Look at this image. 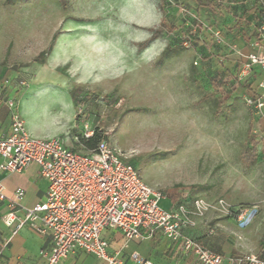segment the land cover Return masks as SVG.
Here are the masks:
<instances>
[{"label": "rangeland", "instance_id": "rangeland-1", "mask_svg": "<svg viewBox=\"0 0 264 264\" xmlns=\"http://www.w3.org/2000/svg\"><path fill=\"white\" fill-rule=\"evenodd\" d=\"M158 1L0 0V78L26 82L17 95L26 130L59 120L57 138L81 152L97 132L154 190L256 208L247 227L230 218L222 230L237 257L264 255V142L256 133L264 119L245 103L240 67L230 75L238 61H208L215 32L204 10L195 0H166L160 11ZM149 30L160 34L140 48ZM77 87L95 98L74 106L69 90ZM42 108L50 112L43 118ZM249 135L259 162L247 166Z\"/></svg>", "mask_w": 264, "mask_h": 264}, {"label": "built area", "instance_id": "built-area-1", "mask_svg": "<svg viewBox=\"0 0 264 264\" xmlns=\"http://www.w3.org/2000/svg\"><path fill=\"white\" fill-rule=\"evenodd\" d=\"M259 6L260 41L253 45L256 51L242 54L236 50L242 60L239 77L243 79L255 70L264 73V0ZM214 41L222 42L218 32L214 33ZM9 86V78H0V103L9 111L10 120L8 135L0 139V175L20 174L29 166H36L47 190L42 201L27 208L22 204L24 191L7 194L0 180V203L5 208L2 222L10 230L5 245L20 230L28 228L35 235L50 239V247L39 253L43 264H63L78 251L94 256L101 264H119L107 254L108 244L102 238L104 231L114 229L126 240L151 239L159 233L178 244L184 254H192L198 264H264V259L253 254L224 262L187 234L209 213L232 218L239 228H245L257 214L256 208H235L222 199L210 202L196 198L166 209L160 205L165 194L146 185L137 169L107 141L82 153L65 147L57 138L28 136L17 111V97H2ZM15 87L18 95L26 82L17 80ZM245 103L253 114L264 119V79L245 96ZM256 133L264 142V129ZM91 135L86 132L84 137ZM130 259L136 264H152L136 253Z\"/></svg>", "mask_w": 264, "mask_h": 264}, {"label": "crops", "instance_id": "crops-1", "mask_svg": "<svg viewBox=\"0 0 264 264\" xmlns=\"http://www.w3.org/2000/svg\"><path fill=\"white\" fill-rule=\"evenodd\" d=\"M222 1L231 6L236 4L229 0ZM240 5L244 6L246 11L253 9V7L257 11L260 8V0H244L240 2ZM250 15L252 16V13ZM256 22L257 19L253 18L252 22L243 29L241 36L235 38L233 42H226L220 37L222 39V45L230 53L227 59L234 58L241 66L242 60L237 56L236 50L242 54L256 51L253 46L256 41L252 35L253 32H256ZM230 64L233 63L231 62ZM263 79L264 73L259 70L250 73L244 79L246 85L249 86L247 95L251 94ZM15 84L16 81L10 79V86L3 92V99L17 97ZM49 113L45 108H42L38 112V114L43 115L41 118L48 116ZM23 122L25 127V121L23 120ZM57 123H60V121L55 120L48 125L34 127V129L32 128L33 130L28 128L26 130L25 128V131L31 138L53 139L57 138L64 131L63 127L56 126ZM9 127V111L0 103V139L8 135ZM56 129L59 130L56 131ZM63 145L71 150L73 149L67 146L66 143H63ZM0 180L7 194L18 189L24 191L22 204L27 208H31L37 202L42 201L47 190V183L40 177L36 166H29L20 174L0 175ZM165 196L166 199L163 202V207L166 209L177 203H191L197 198L191 196L189 193H174ZM4 213L5 208L0 203V264H43L39 253L41 250L50 247V239L41 238L28 228H23L5 245V241L10 238V230L2 222ZM226 225L230 226L228 219L217 218L216 214L209 213L203 220L197 221L196 228L189 230L187 234L209 251L221 256L224 262H226L228 259L236 258V253H238V250L232 245L231 237L222 230V227ZM102 238L108 244L107 254L110 257H114L119 264H136L130 259L132 253L138 254L142 259L152 264H198L192 254H184L180 251L178 244L170 242L159 233L155 234L151 239L126 240L117 230L108 229L103 232ZM63 264H101V261L92 255L78 251L69 256Z\"/></svg>", "mask_w": 264, "mask_h": 264}, {"label": "trees", "instance_id": "trees-1", "mask_svg": "<svg viewBox=\"0 0 264 264\" xmlns=\"http://www.w3.org/2000/svg\"><path fill=\"white\" fill-rule=\"evenodd\" d=\"M176 1V0H173ZM230 2H235L236 4L234 6L228 5L224 3L222 0H195V3L197 5V8H202L204 11L202 14H206L207 18L205 20H209V24L213 28L214 32H220L223 39L226 42H233L235 38H239L243 32V29L247 27L253 20V18L257 19V22L255 24L256 32H253V37H256L258 35V42L260 41L259 34H258V27L261 23V11L260 8L256 9L253 7V9H250L248 11L245 10L244 6L240 5V2H243L244 0H229ZM166 5V0H159L157 2V8L160 11H163L164 7ZM246 11V13H245ZM226 15H224V14ZM252 13V16L250 15ZM225 16L222 18V16ZM160 29H163V26H160ZM150 37L142 42L139 47L140 48H146L152 41H154L158 35L160 34L159 31H152L149 30ZM195 37H193V40L197 42L200 38V32L198 30L195 31ZM222 40V39H221ZM204 41V40H203ZM147 45V46H145ZM211 50L213 51L211 53V56H208L209 60H217L222 61L221 58L227 59V56L230 54L223 45L217 44L216 42H211L210 44ZM205 47V46H202ZM52 47L50 46L47 49V52H42L40 57L43 58L45 55L49 54L51 52ZM170 51L169 47H166L161 54V57H165L168 52ZM233 65H235L234 68H231L234 70V73H230L231 76H235V72L238 71V68L240 67V64L238 62H234ZM232 72V70H231ZM235 78V77H234ZM69 96L71 98V101L74 106H76L78 103H82L83 101L89 99V98H95V96H88V94H84V91L81 88H72L69 90ZM215 110L217 108L215 107ZM214 113H217L215 111ZM249 146L245 149V151L242 154L241 161L245 163L247 166L252 165L257 160V153H256V139L254 136L249 135ZM103 141L101 139V136L94 132L93 135L87 139L82 140L80 144L85 147L86 152L82 153H89L93 151L97 144L99 142ZM261 141V140H260ZM75 152H78V150L72 149ZM81 152V151H80ZM130 165H132L134 168H136L133 164L130 162H127ZM229 219V218H226ZM261 259H264V255H258Z\"/></svg>", "mask_w": 264, "mask_h": 264}, {"label": "snow or ice", "instance_id": "snow-or-ice-1", "mask_svg": "<svg viewBox=\"0 0 264 264\" xmlns=\"http://www.w3.org/2000/svg\"><path fill=\"white\" fill-rule=\"evenodd\" d=\"M125 18H128L127 16H125ZM138 23H141L142 21H137ZM145 46H147V45H145Z\"/></svg>", "mask_w": 264, "mask_h": 264}]
</instances>
